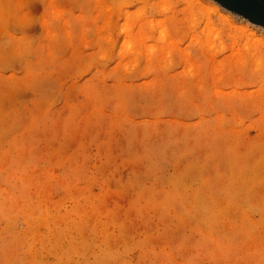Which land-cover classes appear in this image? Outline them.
<instances>
[{
	"label": "rangeland",
	"instance_id": "374dc122",
	"mask_svg": "<svg viewBox=\"0 0 264 264\" xmlns=\"http://www.w3.org/2000/svg\"><path fill=\"white\" fill-rule=\"evenodd\" d=\"M0 264H264V22L0 0Z\"/></svg>",
	"mask_w": 264,
	"mask_h": 264
},
{
	"label": "water",
	"instance_id": "95a60500",
	"mask_svg": "<svg viewBox=\"0 0 264 264\" xmlns=\"http://www.w3.org/2000/svg\"><path fill=\"white\" fill-rule=\"evenodd\" d=\"M242 12L253 13L264 22V1L261 0H224Z\"/></svg>",
	"mask_w": 264,
	"mask_h": 264
}]
</instances>
